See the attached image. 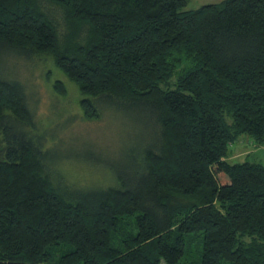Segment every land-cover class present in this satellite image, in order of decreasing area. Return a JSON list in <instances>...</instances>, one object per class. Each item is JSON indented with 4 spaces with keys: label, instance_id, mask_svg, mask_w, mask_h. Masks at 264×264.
<instances>
[{
    "label": "trees",
    "instance_id": "obj_1",
    "mask_svg": "<svg viewBox=\"0 0 264 264\" xmlns=\"http://www.w3.org/2000/svg\"><path fill=\"white\" fill-rule=\"evenodd\" d=\"M187 4L0 0V51L49 54L87 119L142 121L113 182L77 186L0 79V264H264V163L230 160L264 145V0Z\"/></svg>",
    "mask_w": 264,
    "mask_h": 264
},
{
    "label": "rangeland",
    "instance_id": "obj_2",
    "mask_svg": "<svg viewBox=\"0 0 264 264\" xmlns=\"http://www.w3.org/2000/svg\"><path fill=\"white\" fill-rule=\"evenodd\" d=\"M222 1L188 0L183 10ZM0 79L24 84L36 123L31 133L46 137L44 146L49 160L57 161L55 167L67 181L77 186H104L113 182L112 167L128 161L130 135L141 134L139 111L110 103L102 107V117L87 119L79 104L82 98L79 87L55 65L49 54L0 51ZM56 80L67 85L65 95L56 90ZM232 149V162L248 159L264 163V145H256L247 135L234 142Z\"/></svg>",
    "mask_w": 264,
    "mask_h": 264
}]
</instances>
